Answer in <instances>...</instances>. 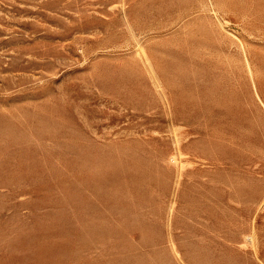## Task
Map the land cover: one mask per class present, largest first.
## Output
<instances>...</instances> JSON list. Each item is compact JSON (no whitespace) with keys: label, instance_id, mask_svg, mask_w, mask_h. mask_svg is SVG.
<instances>
[{"label":"rangeland","instance_id":"rangeland-1","mask_svg":"<svg viewBox=\"0 0 264 264\" xmlns=\"http://www.w3.org/2000/svg\"><path fill=\"white\" fill-rule=\"evenodd\" d=\"M0 264H264V0H0Z\"/></svg>","mask_w":264,"mask_h":264}]
</instances>
